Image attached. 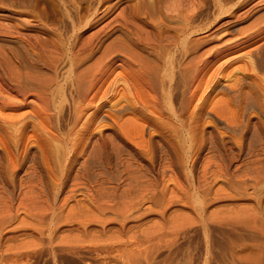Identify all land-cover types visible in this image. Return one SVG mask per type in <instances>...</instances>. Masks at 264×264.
<instances>
[{"label":"rangeland","instance_id":"1","mask_svg":"<svg viewBox=\"0 0 264 264\" xmlns=\"http://www.w3.org/2000/svg\"><path fill=\"white\" fill-rule=\"evenodd\" d=\"M161 1L156 0L168 15L190 17L193 39H205L201 51L212 44L217 27L219 32L233 20L235 27L243 26L264 11L251 1L214 20V0ZM136 3L0 0V42L12 53L18 50L26 68L37 63L70 83V57L87 42L100 49V40L115 39L125 27L140 35L163 29L158 16L135 15ZM115 69L116 74L120 68ZM228 79L218 86L230 96L234 93L223 84ZM66 87L68 100L73 92ZM117 90L102 101L91 127L80 130L74 150L50 138V130L40 131L54 140L48 147L25 136L34 132L31 126L20 140L0 142V264H264V92L231 95L234 119L194 104L198 116L189 149L169 126L145 124L142 106L135 107L141 117L137 134H127L107 110L117 98L126 110L134 109L123 98L130 93L122 85ZM71 98L55 110L58 131L72 123ZM94 146L98 154L89 158ZM180 146L193 154L186 157Z\"/></svg>","mask_w":264,"mask_h":264},{"label":"bare ground","instance_id":"2","mask_svg":"<svg viewBox=\"0 0 264 264\" xmlns=\"http://www.w3.org/2000/svg\"><path fill=\"white\" fill-rule=\"evenodd\" d=\"M137 1L138 3H136L133 11L134 14H146L149 15L150 19L153 15L158 16L161 24L164 25L163 29L161 28V31H158L157 34H154V31L145 30V34L140 35L131 28L125 27L123 33L116 36L115 39L106 43L100 40L99 43H102L100 49L99 46H93L94 44L85 42L84 47L82 46L83 50L71 52L70 59L73 71L71 70L72 73L69 72V74L71 73L70 76L68 74L70 83L60 81L55 70L54 73L49 72L50 75L45 71L43 72L41 70L43 68L39 65L36 66L37 63H34L35 68H31L32 66L26 68V65L24 66L17 58L18 54L16 53L18 50L15 52L13 48L14 53H12L2 45L4 41L0 42V142L5 143L6 141L7 143L8 137L13 138V140L16 138L20 140L19 138L26 133V129L31 126L34 128L35 133L29 132L31 134H24L25 136L40 138L42 141L37 142L48 145L47 142L54 140L49 139L50 141H48V138L44 137L40 131L43 129L50 130V138H60L65 143V145L64 143L63 146L61 145L62 147L66 146L67 149L73 148L74 150V148H77L78 139L83 135V133L81 135L82 131L80 132V130L86 129L88 126L91 127L90 124L95 120L99 111H102L103 106L101 107V104L108 98L109 93H116L122 85V92H129L130 95L126 97L121 93L119 97L123 95V98H128L130 108L134 109L126 110L123 101L115 96L117 99L112 101L113 103L111 102V107L107 110L123 129L127 128L126 133L137 134L136 127L139 126L138 122L140 121H138V118L140 116L135 112V107L138 109L139 106H142L146 117V119L144 118L145 124L149 125L154 122L153 124H157V126H169L176 134L178 133V139L179 136H182L185 144L189 147L188 143H193V124L196 116H198L193 110L194 104H200L202 107L210 106L217 114L226 116L228 119H234L236 107L233 103V97L241 95L245 98L251 92H264V11L261 12L262 15L260 13L259 17L256 19L254 17V20L243 26L235 27L233 20L229 22L227 27L220 29L219 32H217V27L216 32L214 31L212 34V44L201 51V44L204 43L205 39L203 42L198 38L193 39V25L190 17L183 15V13L180 14L181 12L176 15H168L167 12L159 8L161 5H158L159 3L157 4L156 0ZM160 1L158 0V2ZM214 1L217 9L214 20L225 17L233 8L246 6L251 1L259 5L257 8L260 7L261 10L264 8V0H239L234 5H230L229 0ZM259 10L258 12L261 11ZM240 16L241 14L237 15V17ZM2 35L0 30V36ZM55 41L52 43H55ZM50 48L49 44L48 49ZM30 55L35 54L27 56L30 57ZM41 57L45 58L47 56ZM57 59V56L53 58L54 62H57ZM48 60H46V63L52 62V60ZM115 64L120 68L116 71L117 75L114 73L116 70ZM52 68L54 69V67ZM113 74L116 77L112 78ZM225 76L229 79L228 82H223V84L225 83V86L229 87L234 93H230L233 97L228 96L229 93L218 86ZM66 84L70 86V91L73 92L69 96V98L72 97V101H69L71 103H69L71 105L69 107H71L72 120L71 116L70 120L72 123L67 130L58 131V124L55 120L58 117L55 110L59 107L63 109V102L69 100V98L67 100V97L65 99L67 94H65L67 92ZM210 92L216 93L212 96ZM94 107L95 109L91 110ZM114 109L117 112H114ZM61 114L63 115V113ZM126 114H133V117H126ZM61 128L63 127L61 126ZM154 128L156 129V127ZM51 130H57L58 132ZM170 133L173 132L170 130ZM171 136L173 135L171 134ZM176 144L174 147L177 146ZM36 145H39V143ZM95 146L93 150L90 149L89 158L97 156L98 152ZM182 146H180L181 149H185L186 157H188L190 151H188L187 146L183 148ZM181 152L178 155L181 156ZM168 158L166 159L168 160ZM87 162L89 161L87 160Z\"/></svg>","mask_w":264,"mask_h":264}]
</instances>
